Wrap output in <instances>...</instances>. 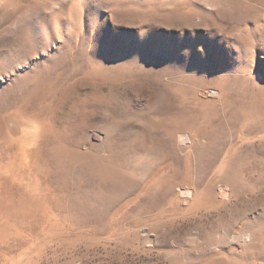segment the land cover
Segmentation results:
<instances>
[{"label": "rangeland", "instance_id": "rangeland-1", "mask_svg": "<svg viewBox=\"0 0 264 264\" xmlns=\"http://www.w3.org/2000/svg\"><path fill=\"white\" fill-rule=\"evenodd\" d=\"M0 264H264V0H0Z\"/></svg>", "mask_w": 264, "mask_h": 264}, {"label": "bare ground", "instance_id": "bare-ground-1", "mask_svg": "<svg viewBox=\"0 0 264 264\" xmlns=\"http://www.w3.org/2000/svg\"><path fill=\"white\" fill-rule=\"evenodd\" d=\"M184 140V139H183Z\"/></svg>", "mask_w": 264, "mask_h": 264}]
</instances>
